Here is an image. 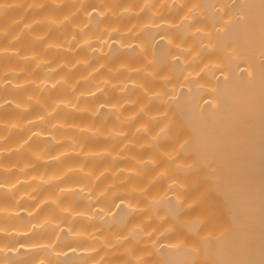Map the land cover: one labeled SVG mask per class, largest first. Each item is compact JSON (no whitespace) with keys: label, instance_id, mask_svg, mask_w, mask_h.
Returning a JSON list of instances; mask_svg holds the SVG:
<instances>
[{"label":"clouds","instance_id":"1","mask_svg":"<svg viewBox=\"0 0 264 264\" xmlns=\"http://www.w3.org/2000/svg\"><path fill=\"white\" fill-rule=\"evenodd\" d=\"M194 12L202 14L189 0H0V264H63L58 242L82 254L71 264H167L157 241L173 230L163 224L169 190L182 207L196 204L183 195L181 169L190 165L176 159L170 109L187 88L198 117L202 105L186 81L214 65L200 63L203 44L183 42L204 29L186 24L181 40L160 37L169 45L160 60L146 30L167 32ZM177 59L182 74L172 71ZM121 204L138 217L127 227L112 219ZM45 225L56 230L51 241L30 238ZM21 248L49 251L7 259Z\"/></svg>","mask_w":264,"mask_h":264},{"label":"bare ground","instance_id":"2","mask_svg":"<svg viewBox=\"0 0 264 264\" xmlns=\"http://www.w3.org/2000/svg\"><path fill=\"white\" fill-rule=\"evenodd\" d=\"M189 2L196 3L202 14L194 12L190 22L182 21L167 32L146 30L155 42L152 52L160 60L169 49L166 40L160 37L174 34L179 41L186 24L204 29L194 37H184L183 42L195 39L197 47L203 44L205 55L200 63L214 65L195 80L186 81L192 89L193 102L198 100L202 105L199 116H194L185 100L189 95L187 88L180 89L170 109L174 124L171 143L179 147L176 159L190 165L181 169L187 173L189 184L183 195L185 202L195 199L196 204L191 208L182 207L169 190L164 202L169 215L163 224L172 223L173 230L159 238V251L167 264H181L185 257L192 264L217 261L218 264H264V6L256 0ZM213 40L214 46L209 50L208 43ZM126 52L135 53L137 49L133 47ZM112 53L116 59L125 56L116 44L112 45ZM171 66L174 73L182 74L184 66L180 60L172 61ZM168 70L167 63L160 68L161 72ZM197 83L203 87L197 88ZM105 112L101 109L102 115ZM153 191H163V186H154ZM82 203L83 200L77 207ZM26 206V202L20 205ZM127 211L124 205H119L112 219L123 221L125 227L135 223L138 217L127 215ZM18 219L29 218L21 212ZM104 223H108V217ZM55 232L50 225H45L40 230L34 229L30 238L49 242ZM66 236V232H60L61 240ZM25 239L28 238L21 237L20 242ZM177 244L179 247H172ZM71 247V244L61 247L58 242L56 248L65 254L55 258L63 264L82 258V254L67 251ZM48 251L47 248H21L16 255L9 252L7 259L16 261L18 256L32 259Z\"/></svg>","mask_w":264,"mask_h":264}]
</instances>
